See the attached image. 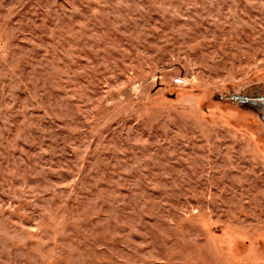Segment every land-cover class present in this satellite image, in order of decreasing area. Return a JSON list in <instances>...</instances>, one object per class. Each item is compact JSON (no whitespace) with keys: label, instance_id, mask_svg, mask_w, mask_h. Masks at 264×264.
Masks as SVG:
<instances>
[{"label":"rangeland","instance_id":"374dc122","mask_svg":"<svg viewBox=\"0 0 264 264\" xmlns=\"http://www.w3.org/2000/svg\"><path fill=\"white\" fill-rule=\"evenodd\" d=\"M0 264H264V0H0Z\"/></svg>","mask_w":264,"mask_h":264},{"label":"built area","instance_id":"2783aa9c","mask_svg":"<svg viewBox=\"0 0 264 264\" xmlns=\"http://www.w3.org/2000/svg\"><path fill=\"white\" fill-rule=\"evenodd\" d=\"M187 82H188L187 79L183 77H179L174 80L175 85H178V86H185Z\"/></svg>","mask_w":264,"mask_h":264}]
</instances>
